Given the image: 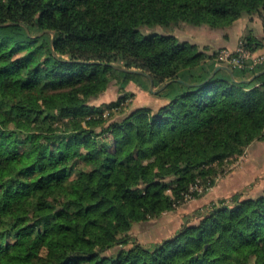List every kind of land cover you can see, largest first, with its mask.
<instances>
[{
	"label": "trees",
	"instance_id": "1",
	"mask_svg": "<svg viewBox=\"0 0 264 264\" xmlns=\"http://www.w3.org/2000/svg\"><path fill=\"white\" fill-rule=\"evenodd\" d=\"M243 17L264 23V0H0V264H264V193L132 235L264 139V65L216 71L174 33ZM131 83L159 103L133 109Z\"/></svg>",
	"mask_w": 264,
	"mask_h": 264
},
{
	"label": "rangeland",
	"instance_id": "2",
	"mask_svg": "<svg viewBox=\"0 0 264 264\" xmlns=\"http://www.w3.org/2000/svg\"><path fill=\"white\" fill-rule=\"evenodd\" d=\"M186 27L183 26L182 28ZM178 30L182 31L183 29ZM127 89L136 92L132 105L133 109L139 106L156 105L159 103L148 91L143 90L134 83L129 84ZM153 90L156 89L153 88ZM116 94L115 91H108L92 103L93 105H102L103 103L113 101L116 99ZM249 161V148H247L242 156L226 162V174L219 176L215 186L210 188L207 193H204L201 198L191 199L175 210L165 212L160 218L136 224L132 229V235L143 244L160 242L165 238L175 235L187 220L193 223L196 220L197 211L212 202L223 198H230L236 193H243L244 197L262 193L264 190V171L261 169L253 170L252 164ZM201 189L199 190L202 191Z\"/></svg>",
	"mask_w": 264,
	"mask_h": 264
},
{
	"label": "crops",
	"instance_id": "3",
	"mask_svg": "<svg viewBox=\"0 0 264 264\" xmlns=\"http://www.w3.org/2000/svg\"><path fill=\"white\" fill-rule=\"evenodd\" d=\"M247 28H252L256 36L262 40V45L255 53H264V23L258 17H243L227 29H211L209 27H177L174 33L181 42L196 44L206 53L218 52L221 49L234 50ZM178 29H183L178 30ZM179 31H181L179 33ZM249 158L253 170L261 169L264 171V139L255 141L249 147ZM264 193V190L263 192ZM261 194V193H260ZM259 195V194H256ZM255 195V196H256Z\"/></svg>",
	"mask_w": 264,
	"mask_h": 264
},
{
	"label": "built area",
	"instance_id": "4",
	"mask_svg": "<svg viewBox=\"0 0 264 264\" xmlns=\"http://www.w3.org/2000/svg\"><path fill=\"white\" fill-rule=\"evenodd\" d=\"M217 62L219 65H231L235 69H254L258 65H264V53L251 52L243 41H239L234 50H219Z\"/></svg>",
	"mask_w": 264,
	"mask_h": 264
},
{
	"label": "water",
	"instance_id": "5",
	"mask_svg": "<svg viewBox=\"0 0 264 264\" xmlns=\"http://www.w3.org/2000/svg\"><path fill=\"white\" fill-rule=\"evenodd\" d=\"M221 68L229 69L228 66L220 65V66H218V67L216 68V71L219 70V69H221ZM132 71H135V70H132ZM137 72H139V71H137ZM259 74H260V73H259ZM148 76L150 77V80H151L150 88H151V90H153V88H154V82H153V79L151 78L150 75H148ZM165 86H166V85H164L163 87H161L160 90L163 89Z\"/></svg>",
	"mask_w": 264,
	"mask_h": 264
}]
</instances>
